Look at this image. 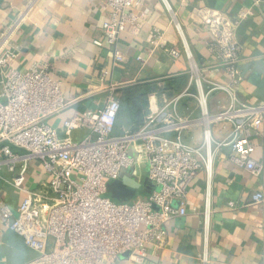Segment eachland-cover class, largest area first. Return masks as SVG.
Masks as SVG:
<instances>
[{
    "label": "built area",
    "instance_id": "built-area-1",
    "mask_svg": "<svg viewBox=\"0 0 264 264\" xmlns=\"http://www.w3.org/2000/svg\"><path fill=\"white\" fill-rule=\"evenodd\" d=\"M100 1L107 11L102 23L104 43L120 59V35L127 25L138 26L134 10L143 1ZM162 2L173 13L169 2ZM253 14V7L235 17L211 8L195 11L210 35L207 50L223 69L224 81L208 77L198 67L173 14L171 22L189 62L187 84L170 96L151 94L142 124L119 134L115 123L121 103L115 84L107 88L100 108L63 120L62 134L50 125L49 120L69 105L62 84L48 63L33 62L25 71L15 69L19 50L13 37L18 22L0 23V182L23 194L15 210L0 195V221L37 253L34 264H112L120 257L142 263L149 248L163 245L167 222L187 214V193L201 170L207 173L201 212L205 242L198 260L209 264L211 167L213 155L223 149L229 152L227 161L253 176L262 175V187L252 193L251 202L262 206L264 222V159L252 157V139L264 123V102L250 104L238 93L242 44L237 29ZM164 36L162 29L152 28L151 52L178 58L179 52L165 44ZM136 59L144 63L141 57ZM217 93L224 94L226 102L217 101L218 109L211 112L209 100ZM186 100L196 102L197 113L192 109L180 113ZM197 127L202 131L201 142H186L184 132ZM82 128H87L85 136L73 140L72 132ZM33 163L40 165L45 177L29 185ZM122 177L139 185L128 201L106 195L107 183Z\"/></svg>",
    "mask_w": 264,
    "mask_h": 264
},
{
    "label": "crops",
    "instance_id": "crops-1",
    "mask_svg": "<svg viewBox=\"0 0 264 264\" xmlns=\"http://www.w3.org/2000/svg\"><path fill=\"white\" fill-rule=\"evenodd\" d=\"M142 1L134 10L139 24L125 27L118 44L120 59H115L114 48L104 43L102 23L107 19V11L100 0H0V23L8 26L18 22L13 37V44L19 50L14 68L25 71L33 62L48 63L53 77L62 84L69 105L49 120L60 134L63 120L100 108L112 84L116 85L115 96L122 108L115 123L116 134L123 129L135 130L142 124L151 94L170 96L186 86L189 62L171 22L173 14L182 26L198 67L208 77L224 81L223 69L208 53L210 35L195 15L199 8H211L235 17L242 9L253 7L254 14L237 29L242 44L238 93L250 104L264 102V0H257L255 6L254 0H167L173 13L162 0ZM153 27L165 32L164 42L179 52L178 58L151 52L148 42ZM95 40L103 44L95 45ZM125 98L132 103L129 111L123 106ZM217 101L225 103V95L217 93L210 98L211 112L218 109ZM191 109L197 113L196 102L186 100L180 106V113L186 114ZM86 133L87 128L78 129L71 138L77 141ZM213 134L220 137L216 132ZM201 138L200 127L184 132V140L190 144L198 145ZM252 140L255 146L252 157L261 161L264 123ZM228 153L223 149L213 155L212 215L207 234L209 264H264L263 208L251 202L252 193L262 187V175L253 176L236 167L227 161ZM2 173L7 176L5 170ZM206 174L201 170L188 190L187 214L167 222L163 245L149 248L140 264H199L198 254L205 242L201 212ZM44 177L40 165L33 163L27 183L32 185ZM0 195L12 210L23 196L2 181ZM36 256L19 235L0 221V264H34ZM112 264L137 263L120 257Z\"/></svg>",
    "mask_w": 264,
    "mask_h": 264
},
{
    "label": "water",
    "instance_id": "water-1",
    "mask_svg": "<svg viewBox=\"0 0 264 264\" xmlns=\"http://www.w3.org/2000/svg\"><path fill=\"white\" fill-rule=\"evenodd\" d=\"M139 185L127 177L107 183L106 195L116 201H128L138 192ZM148 187L143 190L145 194Z\"/></svg>",
    "mask_w": 264,
    "mask_h": 264
},
{
    "label": "trees",
    "instance_id": "trees-1",
    "mask_svg": "<svg viewBox=\"0 0 264 264\" xmlns=\"http://www.w3.org/2000/svg\"><path fill=\"white\" fill-rule=\"evenodd\" d=\"M128 101H129V100L125 98V102H124V104H123L125 110H127V111H129L130 108L132 107V103H131V102H128ZM121 110H122V108H121Z\"/></svg>",
    "mask_w": 264,
    "mask_h": 264
},
{
    "label": "rangeland",
    "instance_id": "rangeland-1",
    "mask_svg": "<svg viewBox=\"0 0 264 264\" xmlns=\"http://www.w3.org/2000/svg\"><path fill=\"white\" fill-rule=\"evenodd\" d=\"M133 198V197H132Z\"/></svg>",
    "mask_w": 264,
    "mask_h": 264
}]
</instances>
